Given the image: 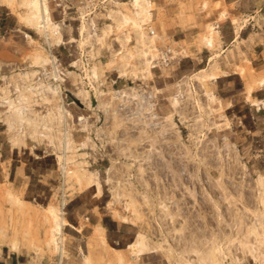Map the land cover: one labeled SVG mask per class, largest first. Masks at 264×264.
<instances>
[{
  "label": "rangeland",
  "instance_id": "rangeland-1",
  "mask_svg": "<svg viewBox=\"0 0 264 264\" xmlns=\"http://www.w3.org/2000/svg\"><path fill=\"white\" fill-rule=\"evenodd\" d=\"M26 1H0V264H263L264 0H150L147 70L130 0H38L58 39Z\"/></svg>",
  "mask_w": 264,
  "mask_h": 264
},
{
  "label": "bare ground",
  "instance_id": "bare-ground-1",
  "mask_svg": "<svg viewBox=\"0 0 264 264\" xmlns=\"http://www.w3.org/2000/svg\"><path fill=\"white\" fill-rule=\"evenodd\" d=\"M1 1V0H0ZM152 1H150V0H130V3H131V5H132V7H133V17L131 18L130 16H128V15H126V14H121L120 15V17H119V20H118V22H119V24H123V23H126V22H129L130 20L132 21V23H133V25H134V27L136 28V30H137V32L136 33H138L139 34V37L141 38V44L144 46V48H141L140 49V54L142 55V56H144V57H146V60H145V58H144V67H145V69L147 70V67H149L148 66V63H149V60L147 59V57L149 56L148 54H147V52H146V50L145 49H147V51L148 50H151V49H149L150 48V45H152L151 43H153V37H152V35H150L149 36V34H145V32H144V30H143V24H144V22L145 21H147L148 20V18H149V16H150V7L152 6L151 3ZM1 3V2H0ZM25 5L28 7V11H27V13H26V15L25 16H23L24 17V19L26 20V22L28 23V24H31V25H35V26H37L38 27V29L42 32V34L44 35V36H47L48 37V35H49V32L50 33H53V34H55V35H57V39L58 38H60V36H59V32L57 31V25L56 24H54L51 20H50V18H49V15H48V9H47V7H46V5L44 4V3H42L41 2V4H40V2L38 1V0H27L26 2H25ZM116 11H118V10H116ZM119 13V12H118ZM118 16V15H117ZM150 19V18H149ZM235 21V20H234ZM214 30V27L213 26H210V32L211 33H209L208 35H206V36H204V41L206 42V43H211V41H212V31ZM148 35V36H147ZM46 40V39H45ZM59 41V40H58ZM47 42H48V39H47ZM57 42V41H56ZM60 42V41H59ZM150 43V45H148ZM154 44V43H153ZM152 49H153V47H152ZM155 49V48H154ZM151 52V51H150ZM118 53V52H117ZM120 53V52H119ZM148 53H149V51H148ZM154 53V52H153ZM114 55H116V54H114ZM119 55V54H118ZM148 55V56H147ZM151 56V55H150ZM153 57H154V55H152ZM152 56L150 57V58H152ZM120 57V56H119ZM122 57H124V56H122ZM54 58V57H53ZM52 58V59H53ZM114 58V57H113ZM155 58V57H154ZM153 58V59H154ZM45 59H47V61H49L48 60V58H45ZM114 59H116V62L117 61H119L118 59L119 58H114ZM44 60V59H43ZM56 60V59H55ZM121 60V59H120ZM46 61V60H45ZM50 62V61H49ZM122 64H123V62L122 61H120ZM142 62V63H143ZM118 64V63H117ZM52 65V64H51ZM50 65V66H51ZM53 66H56V65H53ZM124 66L126 67L127 66V64L125 65L124 64ZM119 67V66H118ZM123 70H124V68L122 67V65L120 66ZM128 67V66H127ZM126 67V70H122V72H127V70L129 69V68H127ZM140 67H142V66H140ZM95 68V67H94ZM121 68H120V70H121ZM135 67H133V69H134ZM58 70H59V68H57ZM96 69V68H95ZM95 69H93L92 71L93 72H95ZM131 69H132V67H131ZM137 69V68H136ZM143 69V68H142ZM52 70H53V68H52ZM52 70H49V71H52ZM54 70H56V68H54ZM119 70V69H118ZM137 70H140V69H137ZM96 71H97V69H96ZM136 71V70H135ZM135 71H129L130 73L131 72H135ZM55 72H57V71H55ZM61 72V71H60ZM121 72V71H120ZM125 72V73H126ZM142 72H143V70H142ZM145 72V71H144ZM54 76H57L56 74H58V72L57 73H53V71L51 72ZM98 73V72H97ZM124 73V74H125ZM150 73V72H149ZM121 74V73H120ZM128 74V73H127ZM122 75V74H121ZM133 75H135L134 73H133ZM137 75V74H136ZM144 75H146L145 73H144ZM58 76H59V74H58ZM57 76V77H58ZM139 76V75H138ZM137 76V77H138ZM141 76V75H140ZM208 76V75H207ZM210 76H211V74H210ZM142 77H145V76H142ZM212 77H214V76H212ZM59 79H60V77H58ZM61 80L63 81L64 80V78L62 79V76H61ZM59 80H57V82H58ZM182 81H184L185 82V78H184V80H182ZM60 82V81H59ZM184 82L182 83V82H180L181 83V85L182 84H184ZM186 83V82H185ZM58 84V83H57ZM179 84V83H178ZM187 84V83H186ZM186 84H184V85H186ZM180 85V86H181ZM179 86V85H178ZM56 88V87H55ZM179 88V87H178ZM56 90H58L57 88H56ZM125 90H127V89H125ZM124 90V91H125ZM123 91V90H122ZM252 91V90H251ZM56 92V91H55ZM83 92V91H82ZM58 93V92H57ZM84 93V92H83ZM180 93H181V91H180ZM249 93V92H248ZM250 94V93H249ZM83 95V94H82ZM85 95V94H84ZM83 95V96H84ZM122 95V94H121ZM124 95H125V93H124ZM127 95H129V94H127ZM176 95H178V94H176ZM175 95V96H176ZM128 97V96H127ZM173 96H171V98H172ZM123 98H124V96H123ZM177 98V97H176ZM212 98V97H211ZM173 100H174V102H175V99L173 98ZM212 100H213V98H212ZM172 101V100H171ZM178 104V103H177ZM61 106V105H60ZM60 106H59V109H60ZM179 106V105H178ZM173 109H174V107H172ZM64 109V108H63ZM180 109V108H179ZM176 110V109H175ZM58 112H59V110H58ZM175 112V111H174ZM177 112V111H176ZM59 113H62L61 111L59 112ZM18 115V114H17ZM65 115V114H64ZM70 115V114H69ZM59 116H61L60 114H59ZM16 117V116H15ZM183 117V116H182ZM17 118H18V116H17ZM16 118V119H17ZM64 118V117H63ZM26 119V118H25ZM28 119V118H27ZM22 121V120H21ZM32 121V120H31ZM20 122V121H19ZM25 122V121H24ZM28 122V121H27ZM28 124V123H27ZM34 124V123H33ZM36 124V123H35ZM35 124H34V126H35ZM30 125V124H29ZM33 126V127H34ZM38 129V128H37ZM36 129V130H37ZM35 130V129H34ZM39 131V130H38ZM40 133V132H39ZM42 134V133H41ZM32 135V134H31ZM35 136V135H34ZM13 137V136H12ZM68 137V136H67ZM15 138V137H14ZM65 139V138H64ZM17 141V140H16ZM20 141H22L21 139H20ZM66 141V140H65ZM15 142V141H14ZM67 144V143H66ZM198 156V155H197ZM64 163V161L62 162V165H64L63 164ZM114 165V164H113ZM113 165H112V168H113ZM62 168V167H61ZM62 170H63V168H62ZM65 171V170H64ZM86 171V170H85ZM112 171V170H111ZM110 172V171H109ZM66 173H67V171H66ZM70 175H74L75 176V178H76V180L79 182V184H80V181H81V177H80V174H73V173H76V172H68ZM81 173V172H80ZM86 173V172H85ZM82 174V173H81ZM91 174L93 175V176H95L96 175V173H95V175H94V173L93 172H91ZM111 174V173H110ZM98 175V174H97ZM86 176V175H85ZM111 176V175H110ZM111 177H113V176H111ZM111 177H107V179L108 178H110L111 179ZM83 179V178H82ZM96 179H97V177H96ZM106 179V180H107ZM95 178H91V176L89 175L87 178H86V185L87 186H89V185H92V184H94V183H96L97 184V188H98V191L100 192V187H99V185L100 184H98V182L97 181H95ZM108 181V180H107ZM109 181H111V180H109ZM115 181H116V183L118 184V182H117V179H115ZM84 182V181H83ZM94 182V183H93ZM113 182V181H112ZM82 184H84V183H82ZM95 184V185H96ZM113 184V183H112ZM116 185V184H115ZM120 185V184H119ZM80 187H81V185H80ZM116 189V188H115ZM82 190H83V187H82ZM113 192H114V190H113ZM116 192V191H115ZM119 194V193H118ZM111 195V194H110ZM115 196H118V195H115ZM114 196V197H115ZM117 199H118V197H117ZM110 205V204H109ZM51 206V205H50ZM46 209H48V208H46ZM50 210V211H49ZM48 211L51 213V215H52V217H53V219H54V222H55V225L53 226L54 227V230H55V233H58V234H60V232H61V225L63 224V223H66V222H64V219L63 218H60V216H59V213L57 212V210H54V208H50ZM59 212H60V210H59ZM171 215H172V213H171ZM123 220V219H122ZM63 226V225H62ZM254 228V227H253ZM252 228V229H253ZM53 229V228H52ZM251 232H253V233H256L257 234V232H256V230L255 231H251ZM137 234V233H136ZM143 234V233H142ZM142 234H140V233H138L137 234V236L135 237V239H134V241L132 242V243H130L129 245H128V248L131 250V252L132 253H134L135 255H140L141 253H143L144 252V250H147V248L148 249H151L152 250V248L153 247H155V246H149L148 245V243H147V238L144 240V238L146 237V236H142ZM256 234H255V236H256ZM62 235V234H61ZM98 235V234H97ZM183 235V234H182ZM55 237H56V235H55ZM213 238V237H212ZM215 238H213L212 240H214ZM168 240V239H167ZM150 241V240H149ZM152 241V240H151ZM163 241H166V240H164L163 239ZM170 241V240H169ZM159 242V241H158ZM190 242V241H189ZM211 242V241H210ZM213 242V241H212ZM154 242H152V244H153ZM161 241H160V245H161ZM164 243V242H163ZM196 243V242H195ZM194 243V244H195ZM199 243V242H198ZM151 244V245H152ZM155 244V243H154ZM153 244V245H154ZM201 244V243H200ZM211 244V243H210ZM186 245H188V244H186ZM186 245H185V247H186ZM192 244H190V245H188V246H191ZM215 245H216V242H215ZM214 245V243H212V247L211 246H209V248L207 249H205V248H203L205 251H200L198 248H195L194 247V245H192L191 247L192 248H190L192 251H194L193 253H197L198 252V250L200 251V252H202V253H197V260H196V263L195 264H221V261L223 260H220L219 258H218V256L215 254V252H214V250H215V248L214 247H216ZM163 246L166 248L167 246H165L164 244H163ZM157 247H159V246H156V249H159V248H157ZM201 247V246H200ZM168 248V247H167ZM187 248V247H186ZM189 248V247H188ZM161 249H162V247H161ZM161 249H159V250H161ZM164 249V248H163ZM115 250V249H114ZM171 250V249H170ZM116 251H118L117 249H116ZM149 251V250H148ZM164 251H165V249H164ZM185 251V250H184ZM190 251V250H189ZM253 251H254V249H253ZM183 252V251H182ZM171 253V252H170ZM252 253V252H251ZM196 255V254H195ZM230 258H232V257H230ZM238 259H240V258H238ZM231 260L232 259H230L229 261L231 262ZM235 259H233L232 260V262L234 261ZM176 261H178V260H176ZM176 261H174V262H176ZM180 261V260H179ZM194 261V260H193ZM240 263V261L239 260H237V261H235V262H233L232 264H239ZM230 264V263H229ZM264 264V263H263Z\"/></svg>",
  "mask_w": 264,
  "mask_h": 264
},
{
  "label": "crops",
  "instance_id": "crops-1",
  "mask_svg": "<svg viewBox=\"0 0 264 264\" xmlns=\"http://www.w3.org/2000/svg\"><path fill=\"white\" fill-rule=\"evenodd\" d=\"M253 92H254V91H253ZM92 185H93V184H92ZM89 186H91V185H89ZM89 186H88V187H89ZM97 189H98V188H97ZM133 241H134V240H133ZM131 243H132V242H131ZM129 244H130V243H129ZM129 244H128V245H129ZM141 254H142V253H141Z\"/></svg>",
  "mask_w": 264,
  "mask_h": 264
}]
</instances>
